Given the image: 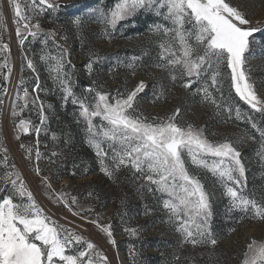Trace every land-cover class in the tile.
I'll list each match as a JSON object with an SVG mask.
<instances>
[{
  "label": "snow or ice",
  "instance_id": "6c2138e0",
  "mask_svg": "<svg viewBox=\"0 0 264 264\" xmlns=\"http://www.w3.org/2000/svg\"><path fill=\"white\" fill-rule=\"evenodd\" d=\"M7 3L13 13L15 35L21 46L29 36L36 40L42 32L40 22L32 21L49 9L56 12L59 8L54 0H24V7L19 0H7ZM89 11L97 15V22L103 26L102 36L109 42L120 21L141 11L154 14L159 21L149 26V32L155 37L152 43L158 48L155 68L166 72L173 83L179 79L180 86L186 90L193 83H199L193 94L200 95L201 103L213 106L218 115L226 112L228 119L232 118V106L219 103L212 91L219 92L223 100L226 81L241 101L256 112H264V101L254 91L246 67L250 58L247 54L257 42L255 34L262 30L243 27L250 21L226 0H115L107 10L97 7ZM73 23L78 32L83 31L84 22L80 17H75ZM5 30V18L0 12V34ZM55 36L54 31L48 32L43 36L42 43L47 46ZM57 49V55H42L41 60L48 65L50 78L62 92L63 102L67 104L70 100L77 107L76 123L84 125L82 130L86 143L94 151L101 171L109 179H115L116 174L126 168L134 181L144 182L140 185L142 189L146 188L154 196L158 193L157 198L166 212L168 223L179 234L181 245L214 249L218 244L210 227L213 193L206 189L201 178L191 169L207 171L216 178L223 189V196L228 199V211L242 214L237 222L245 218L264 221V204L244 192L246 169L241 160L242 154L233 141L212 142L203 129L191 124H178L179 108L169 116L149 120L136 107L138 95L147 87L143 80L125 92L117 88L115 94L104 91V86L94 80L82 96H77L72 89V73L66 69L70 61H66V52L59 45ZM8 51V45L0 42V52ZM87 55L89 61L86 68L91 76L94 63L104 58L92 49ZM143 55H133L127 62L117 59L110 71L123 67L136 75L142 67L138 62L142 61ZM2 68H8V64H0ZM27 68L36 71L30 59ZM8 71L11 73V68ZM23 84L21 78L20 85ZM32 91H41L38 76ZM7 94V88H0V96ZM20 100H23V105L19 104ZM3 103L0 98V105ZM30 103L38 108L40 126L20 119L15 125L18 129L16 139L21 133L30 134L32 130L38 136L46 124L44 102L39 100L38 95L30 97L27 88H24L22 96L17 91L11 116L14 119L18 117ZM235 119H247L264 139V129L258 128L251 117L246 118L239 108L235 109ZM53 139H56L55 135ZM20 147L25 149L27 158L31 160L32 149L23 144ZM0 151L5 153L0 165L8 169V150L3 148ZM41 155L37 147L35 159L39 161ZM55 156L57 153L53 151L51 157ZM34 171L37 176L41 175L38 166ZM41 184L50 200L61 205L73 217L95 224L106 234L108 242L115 245L111 226H103L98 220L85 215L93 211L91 207L79 204L78 199L69 193L52 190L47 177L41 178ZM145 214H148L147 210ZM131 231L136 234L135 230ZM230 231L236 229L231 228ZM175 259L180 257L175 256ZM0 264H108V259L94 243L53 219V215L37 202L21 173L12 165L0 174ZM240 264H264V240L251 239L246 243Z\"/></svg>",
  "mask_w": 264,
  "mask_h": 264
},
{
  "label": "rangeland",
  "instance_id": "374dc122",
  "mask_svg": "<svg viewBox=\"0 0 264 264\" xmlns=\"http://www.w3.org/2000/svg\"><path fill=\"white\" fill-rule=\"evenodd\" d=\"M75 1L78 0H54L59 5L56 12L49 9L32 21L40 22L42 28L40 36L36 40H32L29 36L21 46L15 35L16 25L13 22L11 8L7 0H0V12L3 13L6 23V30L0 34V42L9 47L8 52H0V64L7 63L8 68H11V73L8 68L0 69V88H7L8 93L0 96L4 101L3 105H0V149L7 148L9 166L6 169L0 165V174L15 165L37 202L53 215V219L94 243L97 250L107 257L108 264H155L147 257L153 251L142 250V241L148 237H156L155 246L163 251V255L166 251L172 255L158 264H240L246 243L251 239L264 240V221L245 218L237 222L242 214L228 211V199L223 196V189L211 173L191 169L201 178L206 189L213 193L210 227L218 239V244L214 249L199 246L194 248L190 244H180L181 238L174 226L168 223L166 212L157 198L158 193L154 196L146 188L142 189L140 185L144 182L134 181L126 168L118 172L115 179H109L104 175L94 151L86 143L84 131L82 132L83 141L69 145L66 151L58 148L61 136L50 134L45 126H42L38 136L32 130L30 134L21 133L20 138L16 139L18 129L15 125L20 119L30 120L34 126H40L37 123V112L34 110L37 108L31 103L15 119L11 116L13 101L18 90L21 96L24 88L28 89L30 97L40 96L42 93L50 101L49 110L54 107L52 103L54 98L59 93L62 94L50 78L48 65L41 60L42 55H57V45H59L66 52V61H70L66 69L72 73V85L82 88V92H79L77 96H82L94 80L104 86V91L112 94H115L117 88L121 92L131 90L143 80L147 87L138 95L136 107L137 111L149 120L164 118L179 108L180 114L176 121L178 124L182 126L191 124L203 129L205 136L212 142L225 139L233 141L242 154L241 160L246 169L244 192L250 198H255L259 203L264 204V155H261L264 153V139L260 137L256 129L251 127L247 119L244 121L235 119V109L239 108L246 118L251 117L260 129H263L260 121L264 117V112H256L241 101L235 92L230 90L226 81L223 88V100L219 92L212 91L219 103L225 102L232 106V118L228 119L226 112L218 115L213 106L201 103L200 95L193 94L200 86L199 83H193L192 87L186 90L180 86L179 79L173 83L166 72L140 62L138 63L142 64V67L137 70L136 75H132L126 68L109 72L102 64H95L90 76L86 68L89 61L87 55L89 49L98 52L103 58L127 51L130 54L123 58L125 62L133 55L139 56L142 50L148 52L158 49L152 43L155 37L150 34L149 26L158 22L159 18L150 12L141 11L133 17L120 21L116 29L112 31L111 42H109L102 36L103 26L91 17L90 6L78 7L83 10L82 12L69 9L67 5ZM19 2L24 7V0ZM226 2L237 7L250 21L243 27H255L262 30L255 34L257 42L251 46V52L247 54L250 58L247 60L246 67L249 69L250 82L253 84L254 91L259 99L264 101V0H226ZM114 3L115 0H102L101 6L107 10ZM26 14L30 13L26 12ZM75 17H80L84 22L82 32H78L73 23ZM134 28L135 30H129ZM52 31L56 33L54 41L49 40L48 45L45 46L42 38ZM61 37L64 38L61 39ZM28 59L32 60L35 72L27 68ZM157 62L158 60L153 64ZM5 76L8 77L7 80L4 79ZM37 76L41 89L38 93L32 91L36 85ZM21 78L24 80L23 85H20ZM81 83L86 84L83 86ZM161 93L163 95H160ZM157 96L160 98L157 99ZM19 104L23 105V100H20ZM51 118L53 116H50L49 120ZM53 135L56 139H53ZM47 143H51L52 146H48ZM21 144L32 149L31 160L27 158L25 149L20 147ZM37 147L42 154L39 161L35 159ZM53 151L57 153V156L51 157ZM4 155L5 153L0 151V160ZM65 155L68 161H73V165L67 178L61 179L64 169L58 167L53 170L49 165H57L59 161H64ZM81 165H86L87 169H94L96 172L80 177ZM37 166L41 169L40 176H37L34 171ZM42 177L48 178V183L55 192L69 193L78 199L79 204L91 207L93 211L86 212L85 215L90 219L98 220L103 226H111L115 245L108 242L106 234L96 228L95 224L73 217L61 205L50 200L41 184ZM89 193L92 195L89 196ZM146 210L148 214H145ZM231 228H235L236 231H230ZM131 230H135L136 234L133 235ZM175 256H179L180 259L176 260Z\"/></svg>",
  "mask_w": 264,
  "mask_h": 264
},
{
  "label": "trees",
  "instance_id": "16d2710c",
  "mask_svg": "<svg viewBox=\"0 0 264 264\" xmlns=\"http://www.w3.org/2000/svg\"><path fill=\"white\" fill-rule=\"evenodd\" d=\"M87 5L90 6L91 9H94L97 7H103V6H101L102 0H78L75 2H71L67 6L69 7L70 10L75 9V10H77V12H82L83 10H81L79 8L80 7L82 8V7L87 6ZM68 7H65V8L67 9ZM90 13H91V17L93 18V20H95V22H97V20H98L97 15L93 12H90ZM129 30L132 31V30H135V28L129 29ZM157 52H158V49H153L152 51H148L146 56L145 55L143 56V59H142V61H140V63L145 64L146 66H149L151 68L154 67L153 62L158 60ZM139 53H140V55H143V52H139ZM129 54H130L129 52L125 51L124 53H121V54H120V52H118L114 55L104 56V59H102L99 63H94V65L95 64H99V65L102 64L104 68H106L109 72H111L110 69L115 64L116 60L119 59L120 61H123V58L128 57ZM101 57H103V56H101ZM121 68H123V67H121ZM121 68H119V69H121ZM106 69H103V70H106ZM225 71H227V70L225 69ZM166 75L168 76V74H166ZM81 84H83V86H85L86 83H81ZM72 89L76 95L79 92H82L81 86H77V85L73 86L72 85ZM61 97H62V94L59 93L54 98V101H52L54 107H52L50 110L48 109V106L50 105L49 104L50 101L42 93L39 96V100L44 102L45 114L47 116V121H46V124L44 126L48 128V131L50 134L54 133V134H58L61 136L58 148H59V150L66 151L68 149L69 145L70 146L75 145V144L83 141V134H82L83 130L82 129H83L84 125L76 123V116H78L77 107L74 106L70 100H69V102H67V104H65ZM223 104H226V103L224 102ZM34 110H35V112H37V117H38L37 123H39L38 108L34 109ZM50 116H53V118H51L49 120ZM260 123L262 124L263 129H264V117L261 119ZM50 144L51 143H49L48 146H52ZM64 157H65L64 161H59V163L57 165H52V164L49 165V166H51L50 169H53V170L55 168H58V167H62L64 169V173L62 174L61 179L67 178L68 172L70 171V169L73 165V161H68L69 159H68V157H66V155ZM92 166H94V165H92ZM80 172L81 173L79 176L84 177L85 175L95 173L96 171L94 169H87L86 165H81L80 166ZM155 242H156V237H148L142 241V250L143 251L144 250L145 251H153V253H149L147 255L148 258L152 259L155 264H158V263L162 262L163 260L172 257V255L168 251H166V253H164V255H163V251H161V249H159L158 247L155 246Z\"/></svg>",
  "mask_w": 264,
  "mask_h": 264
}]
</instances>
